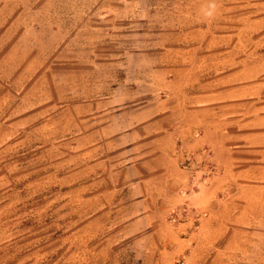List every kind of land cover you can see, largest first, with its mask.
Masks as SVG:
<instances>
[{"label": "rangeland", "instance_id": "rangeland-1", "mask_svg": "<svg viewBox=\"0 0 264 264\" xmlns=\"http://www.w3.org/2000/svg\"><path fill=\"white\" fill-rule=\"evenodd\" d=\"M253 82L264 0H0V264H143L114 176L143 125Z\"/></svg>", "mask_w": 264, "mask_h": 264}, {"label": "crops", "instance_id": "crops-1", "mask_svg": "<svg viewBox=\"0 0 264 264\" xmlns=\"http://www.w3.org/2000/svg\"><path fill=\"white\" fill-rule=\"evenodd\" d=\"M244 88L226 92L232 101L143 125L150 132L116 171L131 196L122 209L141 211L143 264H233L261 234L264 83Z\"/></svg>", "mask_w": 264, "mask_h": 264}]
</instances>
